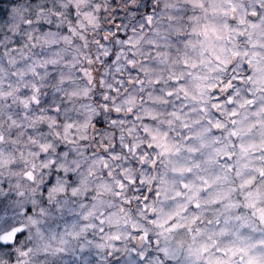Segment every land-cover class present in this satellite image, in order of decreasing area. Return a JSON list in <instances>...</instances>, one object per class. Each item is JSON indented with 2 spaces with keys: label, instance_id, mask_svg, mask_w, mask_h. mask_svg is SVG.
<instances>
[{
  "label": "clouds",
  "instance_id": "9594fccd",
  "mask_svg": "<svg viewBox=\"0 0 264 264\" xmlns=\"http://www.w3.org/2000/svg\"><path fill=\"white\" fill-rule=\"evenodd\" d=\"M0 264H264V0H0Z\"/></svg>",
  "mask_w": 264,
  "mask_h": 264
}]
</instances>
